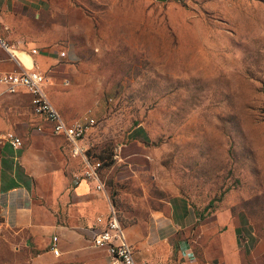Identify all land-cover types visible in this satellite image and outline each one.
<instances>
[{
  "label": "rangeland",
  "instance_id": "1",
  "mask_svg": "<svg viewBox=\"0 0 264 264\" xmlns=\"http://www.w3.org/2000/svg\"><path fill=\"white\" fill-rule=\"evenodd\" d=\"M22 13L33 31L40 21ZM43 18L60 26L64 52L44 70L47 97L65 120H93L82 147L119 220L181 197L191 239L198 224L231 219L245 256L263 247L264 258V0H53ZM4 60L0 71L20 69L0 47ZM0 131L53 143L28 96L1 88ZM22 258L0 227V264Z\"/></svg>",
  "mask_w": 264,
  "mask_h": 264
},
{
  "label": "crops",
  "instance_id": "2",
  "mask_svg": "<svg viewBox=\"0 0 264 264\" xmlns=\"http://www.w3.org/2000/svg\"><path fill=\"white\" fill-rule=\"evenodd\" d=\"M51 5L53 0H0V34L14 47L34 46V61L43 72L59 57L57 45L62 40L60 26L48 24L43 18ZM22 10L40 21L33 31L26 29ZM75 31L74 24L68 26L69 51L74 50ZM10 53L24 66H30L31 59L26 54L17 50ZM10 66L7 60L0 62V70ZM14 93L27 95L30 104L24 89ZM42 119L53 143L45 141L42 147L23 145L17 149L4 144L0 148V227L7 230L11 244L22 253L26 264H111L105 248L91 245L112 207L107 192L95 189L94 181L80 177L82 171L68 157V142L53 135L48 122ZM83 137L79 141L81 147ZM97 217L101 220L97 221ZM117 219L136 262L264 264L260 256L263 247H258L257 258H253L250 249L251 255L245 256L237 237L242 225L231 219L214 217L202 222L191 239L196 218L181 197L132 223L121 222L118 216ZM53 236L57 254L51 250Z\"/></svg>",
  "mask_w": 264,
  "mask_h": 264
},
{
  "label": "built area",
  "instance_id": "3",
  "mask_svg": "<svg viewBox=\"0 0 264 264\" xmlns=\"http://www.w3.org/2000/svg\"><path fill=\"white\" fill-rule=\"evenodd\" d=\"M0 47L5 49H13L14 46H7L2 40H0ZM19 52V51H18ZM10 56L16 61L19 70L14 71H0V86L3 91L7 93H14L19 88L24 89L30 96V106L34 114L44 118L50 125V132L53 135L62 136L68 142L70 147L71 156H79L83 162V170L80 177L86 180H92L95 182V189L104 192L103 184L99 180L97 175L98 162H91L86 156L84 149L79 145L80 139L85 134L86 130L92 125L93 120L91 118L83 121L66 122L61 116L57 108L52 104L46 94V87L51 83L49 77L38 67L32 64L26 67L22 62H18L10 52ZM35 48L28 49L27 56L36 54ZM63 51L59 52L62 56ZM63 85H68V80L63 79L61 82ZM7 144L12 149L21 147V139L7 131H0V148ZM97 221L101 218L97 217ZM56 237H52L51 250L54 254H57V250L53 241ZM91 245L95 247H103L111 256V264H152L148 261L136 262L133 257V252L130 245L127 244L124 238L122 227L117 219L116 213L112 207H110L106 214V220L104 226L97 231L92 239Z\"/></svg>",
  "mask_w": 264,
  "mask_h": 264
},
{
  "label": "bare ground",
  "instance_id": "4",
  "mask_svg": "<svg viewBox=\"0 0 264 264\" xmlns=\"http://www.w3.org/2000/svg\"><path fill=\"white\" fill-rule=\"evenodd\" d=\"M7 50H8V52H13L14 51V49H10V48L7 49Z\"/></svg>",
  "mask_w": 264,
  "mask_h": 264
},
{
  "label": "trees",
  "instance_id": "5",
  "mask_svg": "<svg viewBox=\"0 0 264 264\" xmlns=\"http://www.w3.org/2000/svg\"><path fill=\"white\" fill-rule=\"evenodd\" d=\"M204 208H206V206Z\"/></svg>",
  "mask_w": 264,
  "mask_h": 264
}]
</instances>
